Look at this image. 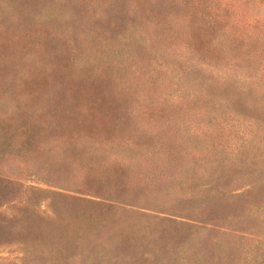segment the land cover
Segmentation results:
<instances>
[{"label":"rangeland","instance_id":"374dc122","mask_svg":"<svg viewBox=\"0 0 264 264\" xmlns=\"http://www.w3.org/2000/svg\"><path fill=\"white\" fill-rule=\"evenodd\" d=\"M18 1L0 0V170L21 195L0 204V218L22 202L52 238L80 233L84 255L70 264H118L143 249L139 264L248 259L264 215L223 231L173 204L198 202L219 169L237 170L227 187L255 181L246 172L252 158L264 163L263 56L202 51L181 0H44L32 17ZM248 187L234 199L256 200ZM86 199L115 200L103 226L78 222L77 209L95 205ZM41 248L0 243V264H40L27 253Z\"/></svg>","mask_w":264,"mask_h":264},{"label":"trees","instance_id":"16d2710c","mask_svg":"<svg viewBox=\"0 0 264 264\" xmlns=\"http://www.w3.org/2000/svg\"><path fill=\"white\" fill-rule=\"evenodd\" d=\"M181 1H183L185 14L192 27L190 38L202 51H210L213 54L221 55L228 53L231 58H236L237 55L243 54L246 60L260 56L264 58V0ZM18 5L21 8H26V14L32 17L33 14H39L42 11L44 0H19ZM247 10L249 14L245 15ZM26 141H28V137L23 142ZM3 148L4 146L1 145L0 157L4 154ZM251 163L253 164L248 166L250 170L246 174H253L255 177L254 182L249 181L236 188L227 187L231 182V176L237 170L226 172L224 169H219L220 172H217L212 180L203 183V192L200 194L198 202H193L196 200V195H190L182 197L177 203L173 204V207H176L181 212L184 211L185 215H191V219L197 220L198 224L205 228H222L221 230L223 231L227 228V230L247 231L246 229L249 227L240 224L244 222L245 218L250 216L258 218L264 215V163L259 165L258 161L253 158ZM233 167L237 168L240 166L234 164ZM220 177L223 179L222 182L218 181ZM254 183L257 185H254ZM244 185L249 186V190H255L256 200L247 198V200L243 199L238 202V199H234L236 191L233 190L239 189ZM29 188L31 190H43V188L34 186ZM98 189L95 193H99L102 190ZM37 192H32V198H37ZM240 192L244 194L243 191ZM107 193L103 194L106 195L105 198L109 197ZM20 195L19 183L14 178L6 176L0 170V204L14 203L18 201ZM69 196L75 198V196ZM86 201L91 202L92 200L86 199ZM92 202L95 205L80 206L74 214L77 216L78 222L82 221L85 225L84 228L90 230L103 226L106 218L114 211L113 206L116 203L114 199L108 203L101 200ZM141 203L143 205L163 207V204L150 202V200H143ZM19 204L21 205L17 216L9 215L8 218H0V243L18 242L26 245L29 242L40 240L45 248L27 253V258H30L31 262L34 260L40 264H70L68 258L75 253H79L83 257L84 238L80 233H75V231L67 232L61 236V239L54 235L57 238L54 239L50 234L46 233V226L36 220L37 216L31 214L22 202ZM243 205L247 206L246 211L241 208ZM228 218L234 219L231 220V223H233L231 227L226 225L229 223L228 221L224 222ZM218 222H224L225 225L218 224ZM260 241L261 245L258 243L259 248L241 264H264V236L258 239V242ZM215 242L220 249L226 248V244L221 241L216 240ZM133 255L127 257V260L122 259L118 264L143 263L149 258L150 254L149 250L143 249L134 252ZM172 260L171 264H177L175 255ZM198 261L199 256L196 255L189 258L187 264H197ZM89 264H91L90 261Z\"/></svg>","mask_w":264,"mask_h":264}]
</instances>
